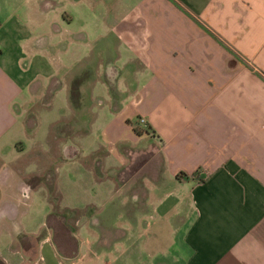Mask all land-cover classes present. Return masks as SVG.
I'll return each instance as SVG.
<instances>
[{
	"label": "crops",
	"instance_id": "obj_1",
	"mask_svg": "<svg viewBox=\"0 0 264 264\" xmlns=\"http://www.w3.org/2000/svg\"><path fill=\"white\" fill-rule=\"evenodd\" d=\"M46 95L29 137V106ZM28 137L54 162L62 210L88 191L104 223L102 199L143 180L141 222L158 239L146 243L168 242L161 256L264 264V0H0V264H65L49 187L14 171ZM145 138L157 151L139 147L117 186L112 166ZM91 155L100 175L85 190Z\"/></svg>",
	"mask_w": 264,
	"mask_h": 264
},
{
	"label": "rangeland",
	"instance_id": "obj_2",
	"mask_svg": "<svg viewBox=\"0 0 264 264\" xmlns=\"http://www.w3.org/2000/svg\"><path fill=\"white\" fill-rule=\"evenodd\" d=\"M48 103L49 95H46L42 100L39 99L37 102H34L31 107L29 106V112L26 117L27 135L29 137L34 135L36 127L38 131H42L45 127L46 119L43 114V109ZM39 114L41 117L38 119ZM137 121L136 119V122ZM135 127L139 128V125ZM141 128L147 131L146 124L145 126H141ZM29 137L25 141L26 147L24 148L26 149V153L21 161L15 165L14 171H16L19 176L21 172H23L25 175H21L22 179H26V181L32 184L41 183L49 187V199L54 206V215H60V223L55 221L53 217V221L51 220L49 223L53 227L54 239L59 252L62 256H67L65 264H177L171 257H168V255L165 258L158 252L163 247L168 248V242L166 245L146 243L147 241L158 243V239L152 238L156 231L148 229L143 226V222H141V218L143 217L141 205H139L141 199L136 196L135 189L136 185L139 186V183L141 184L143 180H140V182H138V180H133L132 183H130L131 187L122 189L119 194L118 191L115 190L117 194L113 198L105 196L102 199V206L99 205L102 213H96L98 219L104 218V223L103 221L100 223L99 220L95 223V227V209L92 204L93 197H90L88 191H86L84 197L86 205L81 206L77 211L71 209L62 210L59 207L62 198L58 190L59 181L57 180L58 175L56 174L54 162L53 165H46L47 158L44 148L38 144L30 146ZM143 140V143L135 144L130 147L133 156L131 152L130 155L132 157H129V153L125 154L126 163L124 165L112 166L113 169H118L116 173H120L115 175L117 178L113 175L117 186L120 187L127 183L124 182L125 173L130 172L132 168L134 171L136 170L135 165H138V163L136 161L137 159L134 160V158L136 155L139 156V153L136 152L139 147L145 148V151H157L158 146L152 144V142L150 144V138H145ZM104 152V149H102L99 155L103 157ZM93 157H95V155H91V158L85 159L86 167H88L87 169L90 171V173L88 172L87 175H85L86 178L85 180L83 179L82 182L85 186V190L93 187V176L91 173H97L96 176L100 175L99 166L94 164L95 161L92 160ZM31 160H37L39 163L41 172H36L39 174L37 177H31L24 171V166ZM131 162H133L132 165ZM49 164L51 163L49 162ZM123 167H125V169H123ZM103 169L106 170L102 172V177L105 178L109 176V168L105 165ZM152 173L151 170L147 172L149 176H146L148 177L146 179L147 181H150V179L156 180L150 177L154 176ZM152 204L154 205L155 203ZM152 215L154 214L150 213V216ZM78 218H80L81 223L86 225L82 237L77 236L78 229L76 228V219ZM143 220H145V218H143ZM67 232L70 233L72 237H67ZM148 248L154 252L148 250Z\"/></svg>",
	"mask_w": 264,
	"mask_h": 264
},
{
	"label": "built area",
	"instance_id": "obj_3",
	"mask_svg": "<svg viewBox=\"0 0 264 264\" xmlns=\"http://www.w3.org/2000/svg\"><path fill=\"white\" fill-rule=\"evenodd\" d=\"M137 122L139 125L145 126V120L143 118H139Z\"/></svg>",
	"mask_w": 264,
	"mask_h": 264
},
{
	"label": "trees",
	"instance_id": "obj_4",
	"mask_svg": "<svg viewBox=\"0 0 264 264\" xmlns=\"http://www.w3.org/2000/svg\"><path fill=\"white\" fill-rule=\"evenodd\" d=\"M134 130H135V132H136L137 134H140V130H139L137 127H134ZM177 176H184V177H185V175H184L183 173L178 174Z\"/></svg>",
	"mask_w": 264,
	"mask_h": 264
}]
</instances>
